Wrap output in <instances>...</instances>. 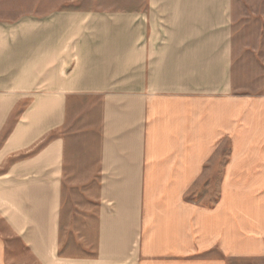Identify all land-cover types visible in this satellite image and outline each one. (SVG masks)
Returning <instances> with one entry per match:
<instances>
[{
	"label": "crops",
	"instance_id": "1",
	"mask_svg": "<svg viewBox=\"0 0 264 264\" xmlns=\"http://www.w3.org/2000/svg\"><path fill=\"white\" fill-rule=\"evenodd\" d=\"M232 7L0 18V264H264V42L247 45L261 87L239 92ZM79 100L99 110L98 189L92 250L71 255L61 131Z\"/></svg>",
	"mask_w": 264,
	"mask_h": 264
},
{
	"label": "rangeland",
	"instance_id": "2",
	"mask_svg": "<svg viewBox=\"0 0 264 264\" xmlns=\"http://www.w3.org/2000/svg\"><path fill=\"white\" fill-rule=\"evenodd\" d=\"M256 0H233V49L235 86L251 92L261 84L249 78L247 45L264 42V18L248 11ZM54 8L93 10L132 9L133 0H0V18L14 19L23 14H38ZM67 143L64 175L65 208L61 226L63 252L80 255L92 250L99 166V110L91 101L75 102L66 127L61 131Z\"/></svg>",
	"mask_w": 264,
	"mask_h": 264
}]
</instances>
